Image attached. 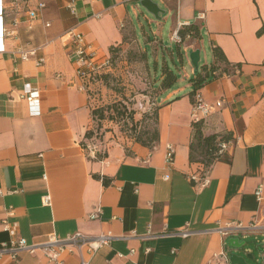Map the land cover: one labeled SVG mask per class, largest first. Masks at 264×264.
I'll use <instances>...</instances> for the list:
<instances>
[{
	"label": "crops",
	"instance_id": "1",
	"mask_svg": "<svg viewBox=\"0 0 264 264\" xmlns=\"http://www.w3.org/2000/svg\"><path fill=\"white\" fill-rule=\"evenodd\" d=\"M68 1L0 0V244L10 238L2 229L5 219L33 245L78 231L111 235L92 255L86 246L63 252L64 264H80L81 257L89 264H206L224 247L220 227L264 224V31L257 34L264 28V0H153L166 14L151 44L161 40L166 24L171 36L196 23L199 40L176 42L191 73L194 49L209 65L212 47L219 46L230 63L240 65L210 76L198 89L205 102L222 101L201 120L203 134L228 135L222 140L226 149L207 167L201 158L189 159L194 86L190 80L178 85L186 82V72L154 97L158 140L151 147L107 138L103 153H87L92 105L99 100L89 87L80 88L65 31L76 27L102 60L123 41L126 28L138 42L131 19L138 0H74L75 14ZM39 2L44 8L38 9ZM29 9L37 10L35 19ZM19 50L34 51L23 58ZM31 88L39 89V115H30L23 97ZM168 145L172 163L166 161ZM259 185L262 201L254 194ZM185 228L187 236L178 233ZM251 235L264 243L261 228L229 237ZM0 264L59 263L37 248L16 258L0 255Z\"/></svg>",
	"mask_w": 264,
	"mask_h": 264
},
{
	"label": "rangeland",
	"instance_id": "2",
	"mask_svg": "<svg viewBox=\"0 0 264 264\" xmlns=\"http://www.w3.org/2000/svg\"><path fill=\"white\" fill-rule=\"evenodd\" d=\"M134 7L137 10L133 13L131 12V19L135 26L138 43L141 47L148 50L147 61L149 72L146 71L145 62L141 58L142 49L133 41H128V45L121 47L114 54V69H111L109 65L108 68L100 70V74L110 71V84L109 86H105L100 81L97 84L93 82L90 90L91 96L95 99L98 98L99 103H95L94 101L92 108L103 103L104 113L108 118L102 120L104 125L99 130H94L91 137H88V140L85 142V145L87 142L95 144L96 154L104 152V144L107 138V141L114 140L113 142L126 145L127 141L134 139L136 136L134 129H131L132 122L128 118L125 120L120 119L119 115L117 116V114L109 112L115 106V102L119 101V105L126 104L130 109L137 112V115H135L136 119L139 118L138 112H146V121L137 124L136 130H143L145 128L152 130L154 127L153 112L157 105L153 94H151L153 91L150 87L151 79L154 84L158 85V80L164 67H169L173 70L177 77L182 76L185 72L189 73V77L185 78L186 82L178 84L179 86L187 84L189 79L194 77V72H190V67L186 62L185 53L183 54L181 50L178 52V45L176 42L170 40V24L164 25L161 40L156 44H151L150 41L154 39L153 32H158L159 29L157 25L158 20H155L148 14L139 3L134 4ZM145 16L148 18L152 17L151 21H148ZM203 56V52H201L198 63L199 67L205 62ZM106 60H108V54ZM210 62L211 60L208 59L207 63L210 64ZM144 94L149 96L145 97ZM106 134H108V137ZM218 149L217 153H219ZM262 231H264V227ZM261 238L263 237L257 235H251L246 238L239 237V240L245 243L239 248H233V252L246 256V250H248L254 256L253 260L246 259L250 264H264V243L261 242Z\"/></svg>",
	"mask_w": 264,
	"mask_h": 264
},
{
	"label": "built area",
	"instance_id": "3",
	"mask_svg": "<svg viewBox=\"0 0 264 264\" xmlns=\"http://www.w3.org/2000/svg\"><path fill=\"white\" fill-rule=\"evenodd\" d=\"M45 4L43 2L38 3V9L44 8ZM67 7L71 13H76V7L74 0H69ZM1 3H0V16H1ZM28 16L31 19L37 17L36 9H29L27 11ZM46 26H49V23H45ZM65 34L69 36L70 44V57L74 60L76 64L75 73L78 78L81 79L80 88L82 90L88 89L91 90V85L95 82L96 76L100 74V70L106 69L109 67V61L106 58L100 60L99 56L95 49H91L86 41L85 36L82 32L78 31L76 27H70L65 31ZM171 41L182 42L178 32H173L170 36ZM20 51V50H19ZM34 50L29 52L20 51L21 56L26 58L28 54L33 53ZM40 62V61H39ZM27 102L28 110L30 115H39L40 114V102H39V89L31 88L23 96ZM221 101H216L215 103H209L202 100L199 91L193 93V104H192V119L194 122L201 121L206 118L209 114L214 112V110L221 106ZM218 152L221 153L226 149L227 144L225 141L219 143ZM89 155H96L95 144L92 142H87L84 146ZM174 159V149L172 145L167 146L166 150V161L167 163H172ZM254 194L258 201L263 200L262 195V185H259ZM42 201L45 204L49 203V198L47 196L42 197ZM98 209L96 212L92 213L91 217L98 216ZM264 214V213H263ZM264 220V215H263ZM264 227L260 224L252 223L250 225H243L241 222H228L224 226L219 228L221 235L223 236V245L219 253H216L212 259H209L206 264H231L229 260V252L231 249L227 245L228 237L234 236L237 233L245 235L250 229H260ZM2 229L8 231L10 238L7 241H3L0 244V255L8 254L12 258H16L18 252L22 250H28L34 252L37 248L44 251L47 258L50 261L58 262L59 264H64L59 256L63 252H74L75 250L80 251L83 246L87 247L89 254H93L96 249L109 241L111 235L109 233L100 234L97 237H91L82 232H74L66 235L63 238H58L54 235H50L47 241L41 243L40 245L28 244L25 238L18 236L16 233V224L9 223L5 219L2 220ZM182 236H187L189 231L187 228L179 230ZM151 235V232H149ZM80 264H89L88 259L81 257Z\"/></svg>",
	"mask_w": 264,
	"mask_h": 264
},
{
	"label": "trees",
	"instance_id": "4",
	"mask_svg": "<svg viewBox=\"0 0 264 264\" xmlns=\"http://www.w3.org/2000/svg\"><path fill=\"white\" fill-rule=\"evenodd\" d=\"M264 31V28L261 27L257 30V34H261ZM178 34L181 37V40L187 39H194L199 40L201 38V30L200 26L196 23H190L188 25H182L178 29ZM128 41H133L138 47V42L135 41L134 37V31L132 28H126V30L123 33V41L128 45ZM121 43L114 44L110 48V52L108 53V61L110 64V68L114 69L115 67V53L119 51V49L122 47ZM140 48V47H139ZM180 46L178 45V52ZM212 56L213 60L212 62L207 65L203 64L199 67V69L194 72V77L189 79L194 86L193 91L191 92V95L199 89L204 83L208 81L210 76H215V74H221V73H231L236 67H239V63L232 64L230 63L224 52L219 46H213L212 47ZM141 58L144 60V64L146 66V71H148V61H147V53L145 50H142ZM110 71H107L106 73L99 74L96 76L95 81L102 82L105 86H109V77L111 74ZM216 72V73H215ZM214 73V74H213ZM161 80L160 83L156 86V88H152L153 80L151 79L150 87L153 89L151 94H153V97L158 93V91L166 88H170L173 86V84L176 82L177 75L174 73L173 70H171L169 67H164L162 73H161ZM146 97L149 95L144 94ZM104 104L101 103L100 105H97L92 108V118H93V129L89 130L86 133L87 137H91L94 130H99L103 125V121L105 118H108V116L104 113ZM106 109V108H105ZM107 112V111H106ZM110 113H115L120 119H129L132 122L131 129H134V132H136V136L134 139H130L136 142H139L140 144L146 145L151 147L157 140H158V127H157V108L153 112L154 116V127L152 130L150 129H143V130H136L137 124H141L142 122L146 121L147 115L146 112L142 113L141 118L136 119L135 114L136 112L133 109H130L128 105H119V101L115 102V106ZM111 118V117H110ZM130 129V130H131ZM228 135L225 134H210V135H204L202 132V121L192 122V132H191V141H190V151H189V159L190 161H197L200 160L204 164V166H209L211 162L216 159L217 155V149L219 143L227 139ZM223 158V157H222Z\"/></svg>",
	"mask_w": 264,
	"mask_h": 264
},
{
	"label": "water",
	"instance_id": "5",
	"mask_svg": "<svg viewBox=\"0 0 264 264\" xmlns=\"http://www.w3.org/2000/svg\"><path fill=\"white\" fill-rule=\"evenodd\" d=\"M138 3L155 20L163 21L164 15L166 14V9L161 8L157 2L153 0H138ZM188 56L193 65V71L196 72L199 68V50L194 49L190 51ZM244 243V241H239L236 237L228 238L227 245L231 249V251L229 252V260L231 264H248L246 260L247 258L251 260L254 259V256L250 252L246 253V256H241L233 252V248H239Z\"/></svg>",
	"mask_w": 264,
	"mask_h": 264
}]
</instances>
